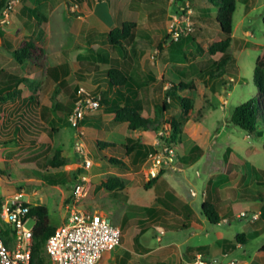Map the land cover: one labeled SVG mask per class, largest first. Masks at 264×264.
<instances>
[{
	"label": "rangeland",
	"instance_id": "rangeland-1",
	"mask_svg": "<svg viewBox=\"0 0 264 264\" xmlns=\"http://www.w3.org/2000/svg\"><path fill=\"white\" fill-rule=\"evenodd\" d=\"M9 4L0 20V90L16 79L23 83L14 98H5V92H0L5 98L0 100V170L4 173L0 176V202L22 194V200L32 206L47 207L55 228L62 224L73 186L85 177L89 193L78 207L105 214L121 231V247L99 264H186L178 247L176 255L170 256L168 250L158 257V252L167 249L159 248L166 238L158 227L165 229V235L173 234L172 227L179 225L181 218L168 214L165 224L148 220L165 200L177 210L189 206L195 212L192 220L200 221L202 192L207 185L218 186L228 180L229 185L221 191L218 213L230 216L231 224L208 225L207 238L202 232L187 245L230 239L233 234L235 241L243 234L245 245L235 241L242 247L230 249L226 264H264V254L254 258L264 247V99L254 81L256 61L264 62V0H235L228 48L213 54L211 50L225 37L215 21L217 11L208 0H12ZM123 23L134 24L132 35L120 47H111L106 35ZM27 39L44 50L37 65L17 63L13 58V51ZM53 67L62 81L58 87L48 73ZM112 69L138 85L136 98L141 115L152 125L150 132L129 131L107 116L101 120L102 113L107 114L103 105L98 109L102 113L96 110L84 117L97 122L98 128L88 132L68 123L73 89L78 86V90L96 95L99 90L94 91V86L99 84L107 97V85L113 88L107 84V72ZM179 81L194 84L193 91L176 92L189 100L186 114L166 97L171 84ZM34 89L45 132L37 140L36 165H23L14 154L27 141L16 135L15 144L6 142L14 135L15 115L25 107L23 98L33 97ZM253 97L261 108L260 137L248 136L229 122L234 108ZM164 102L166 110H162ZM173 122L180 130V141L174 147L177 170L167 171L160 179L165 180L163 184L147 189L150 179L145 158L155 146H164V139L169 140ZM110 142L115 147L98 150L99 144ZM80 146L82 156L77 150ZM227 148L231 154L225 162ZM58 149L66 165L47 169V161ZM199 155L203 156L200 163L188 169ZM84 156L92 163L87 169H82ZM110 158L122 162L126 169L112 165ZM184 158L191 160L186 163ZM210 165L208 182L205 170ZM113 176L123 179L124 187L112 192L102 189L101 182ZM191 191L197 194L195 200L190 198ZM241 212L246 216L239 218ZM253 212L260 215L250 221ZM193 231L189 228L180 239L192 237ZM42 256L49 261L45 248ZM208 263L214 264L212 260Z\"/></svg>",
	"mask_w": 264,
	"mask_h": 264
},
{
	"label": "trees",
	"instance_id": "trees-1",
	"mask_svg": "<svg viewBox=\"0 0 264 264\" xmlns=\"http://www.w3.org/2000/svg\"><path fill=\"white\" fill-rule=\"evenodd\" d=\"M12 0H0V20L3 18V13L7 10L8 4ZM152 1V0H144ZM211 5L216 9L215 21L220 27L222 34L225 37V40L219 45L215 46L211 52H220L224 53L229 45V36L232 32V16L235 8V0H208ZM134 24L123 23L121 27H116L113 30L109 31L106 35L107 43L111 47H120L121 43L129 39L132 35ZM263 37H264V20H263ZM14 60L17 63L30 62L34 65L40 63L41 59L44 56V50L37 45V43L32 39L23 40L20 42L19 46L12 53ZM52 74V70H49ZM254 81L258 83L259 93L264 99V62L256 61L254 68ZM22 79H16L8 85L1 89L2 94L5 92V98H12L14 94H19L20 91L17 88L18 85L22 84ZM107 83L116 89L119 90L115 93L114 98L111 100H103L99 102V105L105 106L107 113L113 115V122L116 124L125 123L129 131L144 130L150 132L149 128L152 126L149 120L146 117L141 115V104L137 100V90L138 86L133 80H130L124 76L120 71L116 69L109 70L107 72ZM60 85V84H59ZM57 85V87L59 86ZM31 88V86H30ZM27 88V89H30ZM35 90V89H34ZM194 84L192 82L179 81L177 84H171L170 90L166 92V97L177 104L182 112L186 114L190 110L189 100L181 98L177 95L176 92L184 91H193ZM34 95H28L26 98H23L22 102L25 104V107L18 112L14 117V127L11 140L6 142L8 145H13L16 143V135L22 136L27 143L21 146L16 152L17 161L19 164L23 165H36V159L38 157L37 140L38 137L45 132V127L40 122V114L38 112V92L33 91ZM1 94V95H2ZM56 94V93H55ZM75 91L73 96L75 95ZM5 98L0 97V100H5ZM14 98V97H13ZM76 100V98H75ZM167 105L164 102L162 104V110H166ZM261 113L260 105L256 97L249 99L248 101L238 105L232 111L229 122L231 125L238 127L248 136L258 135L261 136V132L258 131V119ZM162 140V139H161ZM180 141V130L179 124L173 122L171 127V136L169 140L164 139L163 142L169 144H177ZM108 147H115L113 143H104L98 145V150L102 151ZM35 152V153H33ZM33 153V154H32ZM231 149L227 148L223 154V159L227 162ZM22 157V158H21ZM109 162L118 167L120 170H125L126 166L119 162L116 159H108ZM66 165V160L61 156V150H55L51 160L47 161V169H55L63 167ZM165 171L155 178L150 180L146 185L147 189H150L157 181V179L163 175ZM0 176H4L3 171L0 170ZM125 185V181L119 177H108L103 180L100 184V187L108 192L114 190L122 189ZM30 212L29 216L31 219L35 220L33 227V246L31 251V262L30 264H50L42 256L43 248H45V243L47 239L53 234L55 228L51 225L49 218V211L46 206H32L29 205ZM264 213V208L262 210ZM200 213L204 216L211 225L218 224L220 218L216 213L213 205L204 201L200 208ZM3 236L6 238V233L2 232ZM136 236L134 241L137 240ZM236 241L244 244L243 234L236 236ZM264 251V247L262 249Z\"/></svg>",
	"mask_w": 264,
	"mask_h": 264
},
{
	"label": "built area",
	"instance_id": "built-area-1",
	"mask_svg": "<svg viewBox=\"0 0 264 264\" xmlns=\"http://www.w3.org/2000/svg\"><path fill=\"white\" fill-rule=\"evenodd\" d=\"M174 35V40H177L179 34L175 32ZM100 100L98 94L78 90L73 109L67 118L70 126L79 129L84 117L99 109ZM175 146L174 143L164 142V146H155L147 154L144 167L150 180L157 178L163 171L177 170L174 166ZM77 150L82 156L81 146ZM91 164L84 156L82 169L89 168ZM87 184L86 178L82 177L73 186L71 201L65 207V222L55 228L45 243V253L50 264H98L103 254L114 252L120 245L121 231L105 214L78 207L89 193ZM190 196L196 194L191 191ZM22 198V194H16L0 202V264L31 262L35 220L29 216L31 204ZM259 215V212H253L250 221L258 219ZM245 216V212H241L238 217ZM2 232L6 233V238Z\"/></svg>",
	"mask_w": 264,
	"mask_h": 264
},
{
	"label": "crops",
	"instance_id": "crops-1",
	"mask_svg": "<svg viewBox=\"0 0 264 264\" xmlns=\"http://www.w3.org/2000/svg\"><path fill=\"white\" fill-rule=\"evenodd\" d=\"M49 70H52V74H50ZM55 71L56 70H55L54 67L48 69V73L50 75L51 81H53L55 83V85H59V84H61L62 81L59 80L60 78L57 76V73ZM76 88L77 89H73L75 91V93L78 90V86H76ZM97 90H99L98 95H100L101 96V99H102V95L104 96V89L101 88L99 86V84H96L94 86V91H97ZM119 90L123 91V89H116L114 87L113 88H110L107 85V88L105 89V91H108L109 94L107 95V97L104 96L106 98H103V100H109V99L112 100L114 98L115 93L117 91H119ZM74 91H73V93H74ZM0 92H1V90H0ZM73 93L71 94V96L73 98V101L75 102L76 94L73 96ZM103 100H101V101H103ZM105 116L113 118V115H111L109 113H107V114L102 113L101 120H103ZM96 123L97 122H88V121L83 120L80 123L79 129H83V131L85 129L86 131L89 132V131H91L90 130L91 128H98L97 125H96ZM82 124L87 125V126H85L83 128V127H81ZM119 125L122 126V127H125V129H127V125L125 123H121ZM83 131H80V132L83 134ZM94 133H96V132H94ZM201 156L202 155H199L198 159H196V160L195 159L194 160L192 159V162L193 163L190 164L189 166H187L188 169L191 168L194 164L200 163V160L203 157V156L202 157ZM190 160L191 159H185L184 158L183 161L187 163ZM228 160H227V162H228ZM211 168H212V166L210 165L207 168V170H205V173L207 174V181L208 182L211 180V177H212V175L210 173ZM181 171H183V170H181ZM166 172L167 171H165V173L163 175H161L157 179V181H156V183L154 185H156L157 183H162L163 184V182H165V180L162 181L160 179L163 176H165ZM223 180H225V178ZM223 182L224 183H222V184H220L218 186H209V185H207L208 189L207 190L205 189L202 192V194H204V200L203 201H206V202L210 203L211 205H213L216 213L218 214V216L220 218L218 224H216V225H211L207 221V219L204 216L201 215V213L199 215L202 218V220H200V221L199 220H192V217L194 216L195 212L193 211L192 208H190L187 205H184V206L180 207L177 210V208L171 206L165 200H161L162 208L160 210H158L157 212H154L153 215H151V217H150V219L148 221L162 222L163 224H165V222H164L165 220H163V219L168 214H171V215L180 217L181 218V222H178V223H180L179 225H176V226L172 227L173 229H175V231L172 232L173 234H167V235H165L164 234L165 229L162 228V227H158V229L161 230L160 232L163 234V236H162L163 239L166 238V242H165L166 244L164 243V245H161L159 248H160V250L161 249L162 250L165 249L164 246L167 248V249H165L166 250V253H163V252H160L159 253L158 252V257L164 256L163 254H167L168 253L167 252L168 250L171 251L169 253L170 256L176 255V247H178V249L182 252V255H181L182 261L185 262L186 264H201V263L202 264H209L208 262H210V260H212V262H214V264H226V260L231 255V250L230 249H232V250L233 249H240L242 246L245 245V242H246L245 239H244V244L241 243L242 246L241 245H237L236 244V242H237L236 239H235L236 242L233 240L234 234H233L232 237H230L231 240L230 239H224V238H222V239L221 238H217V239L211 240V242H209V244L196 245V246H189V245H187L188 242H190L191 239L194 240V239L199 238L200 237V234L202 232L204 233V237L207 238V236H208L207 226L208 225L214 227V226H217L219 224H227V225H230L231 224V220H230L231 217L230 216H225L224 214L223 215H219V213H218V210H219V207H220L219 205L223 201V199L221 197V191H222V189H225L229 185L228 184V180L223 181ZM235 188H236V185L234 186V188H230V189H235ZM192 192H194V191H192ZM196 197H197V194L194 197H191L190 196V198L192 200H195ZM261 214L264 215V213H261ZM232 217H234V214L232 215ZM64 222H65V214H64V217L62 219V224ZM61 225H59V226H61ZM59 226L57 225V227H59ZM189 228H191V229L194 230L193 233H192V235H191L192 237L189 236L187 238L185 237L184 239H180V236L184 232H186ZM197 230H198V233H195ZM257 235H259V233L258 234H255V236H257ZM157 240L160 242V238H158ZM118 249H116L114 252H111L112 254L111 253H105V254H103L102 259L99 261V263L103 259L108 258L109 256L114 255L115 252ZM263 254H264V251L256 252L254 258H258L260 256L262 258L263 257L262 256ZM224 255H226V257H224ZM230 262H232V261L227 262V264H229ZM251 263H252V261H251Z\"/></svg>",
	"mask_w": 264,
	"mask_h": 264
}]
</instances>
